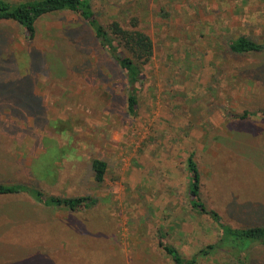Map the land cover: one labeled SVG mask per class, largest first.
<instances>
[{
	"label": "rangeland",
	"instance_id": "374dc122",
	"mask_svg": "<svg viewBox=\"0 0 264 264\" xmlns=\"http://www.w3.org/2000/svg\"><path fill=\"white\" fill-rule=\"evenodd\" d=\"M93 10L104 24L135 16L153 39L136 116L124 73L78 13L43 16L33 38L0 21V183L97 199L74 211L0 195V264H174L161 238L198 254L221 229L192 206L191 155L207 209L234 227L264 224V49L229 48L241 35L264 44V0H93ZM95 159L107 164L101 182ZM244 256L264 264V246ZM197 264L240 263L222 248Z\"/></svg>",
	"mask_w": 264,
	"mask_h": 264
},
{
	"label": "trees",
	"instance_id": "16d2710c",
	"mask_svg": "<svg viewBox=\"0 0 264 264\" xmlns=\"http://www.w3.org/2000/svg\"><path fill=\"white\" fill-rule=\"evenodd\" d=\"M60 11H72L78 13L89 25L96 41L106 53H109L113 63L122 70L127 83L126 105L127 112L136 116L139 109V91L145 78L144 66L148 64L154 55V42L151 36L139 27L137 17L130 18L129 25L115 19L109 24H104L93 10V0H25L10 2L0 0V21L13 20L21 24L29 38L36 34V23L43 16ZM231 52L235 54H247L259 52L264 49V44L252 37L241 35L229 42ZM264 117V111L258 112ZM250 112L234 114L235 117L245 119ZM188 166L191 171L189 192L192 198V206L202 213H207L219 225L221 235L217 242L202 249L198 254L190 258L183 257L178 249L171 244L160 240L163 249L173 258L174 264H197L200 254H208L218 249L226 248L233 252L240 264L246 263V254L254 245L264 246V224L248 227H234L226 224L215 210L207 209L200 198L201 173L192 155L188 158ZM95 180H104L107 164L101 159H95L92 163ZM29 193L35 200L46 206H64L70 210H84L97 203V199L91 195L77 197H63L48 195L44 191L23 184L0 183V195ZM244 257V258H243Z\"/></svg>",
	"mask_w": 264,
	"mask_h": 264
}]
</instances>
